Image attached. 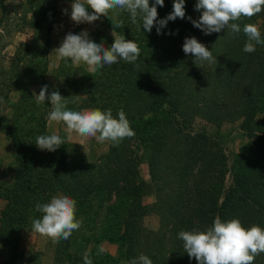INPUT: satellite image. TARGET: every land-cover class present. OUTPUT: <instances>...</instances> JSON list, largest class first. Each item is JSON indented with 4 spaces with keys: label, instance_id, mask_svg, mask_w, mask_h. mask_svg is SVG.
Wrapping results in <instances>:
<instances>
[{
    "label": "trees",
    "instance_id": "trees-1",
    "mask_svg": "<svg viewBox=\"0 0 264 264\" xmlns=\"http://www.w3.org/2000/svg\"><path fill=\"white\" fill-rule=\"evenodd\" d=\"M173 2L165 0L158 7V19L167 17ZM196 2L185 4L193 19L201 14L195 11ZM0 5L4 12V3ZM117 13L116 34L141 49L135 64L120 61L95 72L85 69L80 78L63 74L69 88L59 90L64 98L72 93L66 102L70 110L111 109L115 118L124 111L135 135L111 144L102 154L68 141L55 152L40 150L34 142L39 135H48L45 116L51 111L50 101L40 116L36 112L41 105L34 97L31 104L28 100L12 103L11 92L24 89L22 64L15 77L0 73V98L14 112V119L0 124L17 122L11 132L16 145L15 178L9 185L0 183V199L5 201L0 245L7 247L0 264H43L41 251L32 250L27 257L21 243L38 234L32 232L33 220L43 214L36 211V204L60 194L76 201L81 227L68 240L50 242L53 264H84L85 252L93 264H129L140 254L153 264H198L184 251L178 238L181 231L206 230L216 217L222 222L239 219L245 228H264V45L246 53L242 30L205 35L188 16L169 21L158 35L155 26L149 33L139 19L132 24L128 12L118 9ZM3 21L0 17V26ZM237 23L241 29L256 24L264 39V10ZM193 36L212 51L216 63L205 62L203 69L198 68L191 54L183 52L185 38ZM104 38L105 47L114 43V37ZM49 47L47 43L45 49ZM47 65L45 59L44 70ZM199 119L213 132L197 126ZM235 124L247 141L235 154L228 184L229 157L221 130ZM143 162L149 166V181L136 174ZM150 195L155 201L143 202ZM151 214L160 217L157 229L144 224ZM105 241L117 247L116 254L97 255ZM37 255L41 258H34ZM254 264H264V253L256 256Z\"/></svg>",
    "mask_w": 264,
    "mask_h": 264
},
{
    "label": "clouds",
    "instance_id": "clouds-1",
    "mask_svg": "<svg viewBox=\"0 0 264 264\" xmlns=\"http://www.w3.org/2000/svg\"><path fill=\"white\" fill-rule=\"evenodd\" d=\"M164 4L165 0H154L153 3L150 0H73L71 20L77 25L92 24L101 16H108L113 23L114 43L105 47L103 43L90 39L87 30L79 34L69 32L52 53H55L56 61L70 60L74 66L86 64L89 72H95L104 66L117 65L120 61L135 64L141 55V49L135 41L126 40L125 36L116 34L115 30L120 25L109 13L116 9L126 11L130 14L132 24H137L139 19L142 21L143 30L150 33L155 26L157 34L160 35L169 21L177 18L183 20L186 17V0H174L173 9L167 17L158 19V7H163ZM89 8L92 9L91 13ZM262 10L264 0H197L195 11L201 13L199 19L191 16L187 19L205 35L220 33L225 29L227 34H239L242 30L247 37L243 51L252 53L257 45H264L261 31L252 23L244 24L241 29L237 21L241 18L251 19ZM63 11L65 14L68 12L67 9ZM183 52L186 55L191 54L193 63L198 68L203 69L205 62H217L212 51L194 36L185 38ZM55 66L51 63L49 68ZM33 97L37 105L50 101L51 111L46 117L48 127L63 122L67 132L66 139L56 132L39 135L34 143L40 150L55 152L66 140L73 138V133L83 138L94 137L100 143L110 140L114 144L135 135L123 110L119 111L118 118L113 116L111 109L70 110L59 91L48 94L47 85L42 86L38 94L33 92ZM35 207L43 215L42 218L33 220L32 232L47 236L54 243L61 239L68 240L81 227V221L75 215L76 201L67 195L53 196L50 202L37 203ZM178 238L183 241L184 251L190 258L198 261V264H254L256 256L264 253V228L256 225L245 228L239 219L222 222L220 217H216L214 224L206 230L181 231ZM104 251L105 248L101 245L97 255ZM83 260L84 264H93L89 252L83 254ZM129 264H153V261L147 255L140 254Z\"/></svg>",
    "mask_w": 264,
    "mask_h": 264
},
{
    "label": "rangeland",
    "instance_id": "rangeland-1",
    "mask_svg": "<svg viewBox=\"0 0 264 264\" xmlns=\"http://www.w3.org/2000/svg\"><path fill=\"white\" fill-rule=\"evenodd\" d=\"M2 2L4 3L5 11L3 12L0 5V17H4L3 24L0 26V73H5V76L8 78L15 77L18 74L16 70L18 64H22L20 66L23 70L22 77L24 80V89L22 91L11 92L10 97L12 103L16 102V104H21L22 102L24 103V100H28V103L31 104L30 99L33 98V92L38 94L44 85L48 86L49 95L53 91H59L65 87L69 88V83L63 74L69 73L74 78H80V73L85 69L88 70L87 65L84 63H81L79 66H74L70 60L56 61L55 53H52V51L60 46L69 32L79 34L87 30L90 39L97 43H101L105 39L104 37H113V29L110 27L112 21L108 16H101L92 24H72L69 26L68 19L71 18V7L68 5L73 0H0V3ZM64 9L68 10L67 14H64ZM117 10L109 13L114 20L117 19ZM59 12L64 17L67 15V19L63 18L64 22L56 24L55 22ZM89 12H92L91 8H89ZM189 12L192 15L190 10ZM188 15L189 13H186V16ZM200 15H198L197 19H199ZM47 43H50V47L45 49ZM51 53L52 55L49 56ZM45 59L48 60L46 70L43 67V61ZM51 63H54L56 66L50 69L49 65ZM71 95L72 93L65 97V102L69 103ZM45 104H47V101L41 104V108L36 112L39 116L45 112ZM10 106L8 103H4L2 97L0 98V121L11 117L14 119L13 108ZM31 108L33 107L31 106ZM32 116L34 117L35 114ZM15 124H17L15 121H7L2 125L0 124V164L2 166L0 183L6 185L13 182L16 173V145H13L11 139V132L14 131ZM29 124L26 121V125L28 126ZM203 125L209 131L213 132L214 129L211 126L206 125L205 121L199 119L197 126L203 127ZM65 129L66 125L63 122L59 125L53 124L51 128L48 127V122L46 123V132L48 135L56 132L62 138L66 139L67 132ZM221 132L223 133L221 135L223 145L229 157V172L226 177L227 183L229 184L232 180L231 167L233 165V159L235 154L247 141V136L239 128L238 124L224 126ZM66 141L82 144L89 152L94 151L97 155L107 151L109 146L114 144L110 140L100 143L94 137L83 138L75 133H73L71 140ZM38 152L42 151L38 150ZM136 174L140 180L149 181L148 164L146 162L141 163L137 167ZM154 201L155 197L153 195L143 197V202L145 203H152ZM144 224L150 229H157L160 225V217L156 214L146 216L144 218ZM51 241V238L40 234L27 236L23 240L22 251H24L27 257L30 256V251L32 250L41 251L43 253L42 263L53 264ZM102 246L105 248V251L111 254L117 253V247L112 243L105 241ZM6 254L7 247L0 245V259L3 260ZM34 258L40 259L41 256L37 255Z\"/></svg>",
    "mask_w": 264,
    "mask_h": 264
},
{
    "label": "crops",
    "instance_id": "crops-1",
    "mask_svg": "<svg viewBox=\"0 0 264 264\" xmlns=\"http://www.w3.org/2000/svg\"><path fill=\"white\" fill-rule=\"evenodd\" d=\"M71 4H72V2H70V4L68 5L69 7H71ZM65 14V13H64ZM67 17V15H65V17H64V15L61 13V12H59V15H57V19H56V24H60V23H62V22H64V20H63V18L65 19ZM67 19V18H66ZM68 22H69V26H71L72 24L74 25L75 23L71 20V18L70 19H68ZM4 205H5V201L4 200H2V199H0V213H1V210L3 209V207H4ZM22 243H23V241H22ZM22 243H21V248H22Z\"/></svg>",
    "mask_w": 264,
    "mask_h": 264
}]
</instances>
